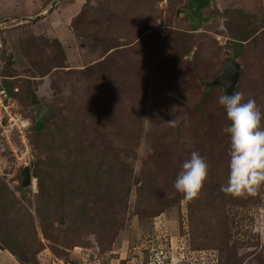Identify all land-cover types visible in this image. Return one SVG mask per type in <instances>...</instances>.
<instances>
[{"label":"rangeland","instance_id":"1","mask_svg":"<svg viewBox=\"0 0 264 264\" xmlns=\"http://www.w3.org/2000/svg\"><path fill=\"white\" fill-rule=\"evenodd\" d=\"M45 1L0 0V62L24 121L0 131V246L20 264H264V185L220 191L225 112L205 86L227 59L223 25L234 39L261 27L235 91L264 112V0H218L192 31L186 0H142L148 17L116 12L121 0ZM96 20L110 44L90 34ZM193 150L208 174L185 200L172 182Z\"/></svg>","mask_w":264,"mask_h":264},{"label":"clouds","instance_id":"2","mask_svg":"<svg viewBox=\"0 0 264 264\" xmlns=\"http://www.w3.org/2000/svg\"><path fill=\"white\" fill-rule=\"evenodd\" d=\"M5 79L10 80L4 75L1 80ZM16 92V87L12 88L11 94L6 91L17 102L14 97ZM217 103L223 107L228 121L222 131L229 141L227 179L226 183L220 185V191L230 195L254 193L264 185V126L261 124L264 112L254 98L244 100L240 91L230 94L223 91L217 97ZM18 107L20 112L19 104ZM171 122L172 120L169 121ZM207 174L206 161L199 152L193 150L182 161L172 188L174 192L181 193L185 200H190L200 192Z\"/></svg>","mask_w":264,"mask_h":264},{"label":"trees","instance_id":"3","mask_svg":"<svg viewBox=\"0 0 264 264\" xmlns=\"http://www.w3.org/2000/svg\"><path fill=\"white\" fill-rule=\"evenodd\" d=\"M49 1H51V0H49ZM121 1H122L123 6H120L116 10V12H119V11L122 10L123 13L124 12H129L130 15H136L137 16V14H139L140 11L143 10V11H145V13H144V15L146 14L145 16L148 17V14H150L151 10H150L149 1H147V2H142V0H139V1H137V0H121ZM155 1H158V0H155ZM155 1H152V3H154ZM45 2L47 3L48 0L45 1ZM185 5H186L185 8L180 7L182 9V11H183L181 19L182 18L183 19L184 18L187 19L186 14L188 13V10H194L197 13L196 16H194L192 18L188 17V19H187L188 25L190 26V28H193V29H190V31L197 29V27L200 24V22H202V21L206 22L207 19L210 20V17H212L213 15L214 16H216V15L218 16V14L221 11V10H218L217 7L216 8L213 7L210 11H208V17L209 18L202 19L203 17L201 18L199 16V11H201L202 8H205V6L208 5V0H186L185 1ZM141 6H142V9H141ZM148 9H149V11H148ZM89 15H90L89 18L85 19L86 25H87V20H88V24L91 23V21L93 20L94 12L91 13V14L89 13ZM99 24L100 23H99L98 20L93 22V28L90 29V34H92L98 40L99 43L103 42V40H104V43L106 41V43L110 44L111 40L109 38H106V36L104 35L105 29H103V25H101V24L99 25ZM260 28L256 29V27H252V28L249 29L250 33H251V35H253L254 39L251 37V35L247 36L244 39H234L232 37L231 33L223 25V33L225 34V43L224 44L228 48L227 59H230V60L236 62L237 64H239V59L241 58V56L243 55V52L245 50L244 47L249 42H253L252 40H255L257 38V35L261 32ZM111 30H114V29H111ZM183 36H185V35H183ZM108 44H107V46H108ZM108 48L109 47H104V49H105L104 53L109 54L111 52V51L108 52L111 49V48L110 49H108ZM0 65H1V74H3V76H4L5 70H6V66H8L9 63L6 60V61H3V63L0 62ZM92 68H94V64H90L89 66L86 67V69H92ZM240 79H242V73L239 76L238 83H239ZM1 84H2V86L5 87V89H6V91L8 93H10V94L12 93L13 86L11 85L10 81H8L7 79H5L3 81L1 80ZM14 97L16 98V94L14 95ZM198 104L201 105V103L199 102V103H197V104H195L193 106V109L200 108V106ZM36 119L37 118H33V120L31 121V125L29 124L28 127L31 129V132H32V134L35 137H39V131L41 129V125ZM225 120H226V125H227L228 121L226 119V115H225ZM261 122H264V121L262 120ZM34 175H36V174L33 173L32 178H35ZM3 248L4 247L0 246V249H3Z\"/></svg>","mask_w":264,"mask_h":264},{"label":"water","instance_id":"4","mask_svg":"<svg viewBox=\"0 0 264 264\" xmlns=\"http://www.w3.org/2000/svg\"><path fill=\"white\" fill-rule=\"evenodd\" d=\"M240 75V65L230 59H225L222 63L221 70L210 82L206 83L205 86L207 88L217 87L221 90V93L223 91H227L230 94L235 91ZM39 106V104L33 105L35 116H38ZM21 176V187L25 190L31 185V177L29 167L27 165L22 168Z\"/></svg>","mask_w":264,"mask_h":264},{"label":"built area","instance_id":"5","mask_svg":"<svg viewBox=\"0 0 264 264\" xmlns=\"http://www.w3.org/2000/svg\"><path fill=\"white\" fill-rule=\"evenodd\" d=\"M2 78L3 76L1 75V65H0V82ZM22 123H24V121L19 112V107L16 100H14L11 96H9L6 93L5 89L0 84V131L4 132L7 129V130H16L17 132H19ZM76 256H79L81 258L80 254H77ZM83 257H85V255ZM163 263L165 262L162 260H158V258H156L153 262V264H163Z\"/></svg>","mask_w":264,"mask_h":264},{"label":"crops","instance_id":"6","mask_svg":"<svg viewBox=\"0 0 264 264\" xmlns=\"http://www.w3.org/2000/svg\"><path fill=\"white\" fill-rule=\"evenodd\" d=\"M51 3H53V2H51ZM206 7H207V10L210 11L213 7H215V8L217 7L218 10H220L219 8L221 6H220V4H218V0H208V5ZM253 10L254 9H252L251 6H245L243 8V12H245L249 15L252 14ZM25 17H28V16H25ZM13 87H15V86H13ZM0 264H20V263L8 251H6L4 249H0Z\"/></svg>","mask_w":264,"mask_h":264}]
</instances>
